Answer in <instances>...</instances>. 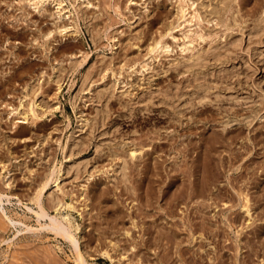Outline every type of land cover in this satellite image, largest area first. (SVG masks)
<instances>
[{
    "label": "rangeland",
    "instance_id": "374dc122",
    "mask_svg": "<svg viewBox=\"0 0 264 264\" xmlns=\"http://www.w3.org/2000/svg\"><path fill=\"white\" fill-rule=\"evenodd\" d=\"M183 2L64 0L65 16L58 17L51 1L40 12L28 0H0V223L6 225H0V264H29L32 257V264H78L77 251L88 264H264V0H186V20L193 23L178 21ZM60 24L68 29L60 33L61 25L48 38L46 32ZM34 99L40 103L34 104L37 114L29 108ZM184 144H189L186 149ZM133 150L136 156L131 157ZM196 158H201L198 173L193 170ZM193 181L208 190L205 196L198 187L194 200L202 203L193 201L204 213L198 210L201 215L194 219L202 223L208 218L205 227L193 225L195 231L203 229L197 238L188 235L180 216L193 209L186 195ZM172 190L180 195L170 215L164 206L167 197H174ZM243 196L249 213L242 209ZM153 203L162 211H155ZM51 217L69 225L73 237L49 227ZM164 221L166 230L183 231L184 240L159 239L154 232ZM149 226L156 230L146 234ZM107 248L111 257L102 253ZM46 251L55 255L53 260Z\"/></svg>",
    "mask_w": 264,
    "mask_h": 264
},
{
    "label": "bare ground",
    "instance_id": "6f19581e",
    "mask_svg": "<svg viewBox=\"0 0 264 264\" xmlns=\"http://www.w3.org/2000/svg\"><path fill=\"white\" fill-rule=\"evenodd\" d=\"M24 1H25V0H24ZM50 1H51V2H54V3L57 5V6H55V8H56L55 11H57L56 13L59 14L58 17H59V16H60V17H61V16H65V13H66V12H65V11H64L65 13L62 12L63 9L65 10V5H66V4H65V5L63 4L64 0H28V2H30V4L32 3V4L34 5V7L37 8L40 12H41V9H44L45 5H46L48 2H50ZM185 1H186V0H184V2H185ZM81 2H82V1H81ZM88 2H89V1H88ZM184 2H183V4H181V5L179 4V5H178V8H180V9H178V11H179L178 14H179V18H180L178 21H180V20L182 19L181 21L185 20V21L188 22V23H193V22H189V21H191V20H189V21H188V19L186 20V16H187V14H188L189 12H187L188 9L186 8V6H185L186 3H184ZM83 3H85V2H83ZM181 3H182V1H181ZM187 3H188V2H187ZM55 4H54V5H55ZM188 4H189V3H188ZM193 4H194V3H193ZM189 5H190V4H189ZM189 5H188L187 7H189ZM67 9H68V8H67ZM44 10H45V9H44ZM39 11H38V12H39ZM55 11H54V12H55ZM178 11H177V12H178ZM54 14H55V13H54ZM69 14H70V13H69ZM178 14H176V15H177V18H178ZM196 15H197V14H196ZM66 16H67V15H66ZM188 16H189V15H188ZM190 16H191V14H190ZM190 16H189V17H190ZM199 16H200V15H199ZM189 17H187V18H189ZM195 17H196V16H195ZM197 18H198V17H197ZM158 19H159V18H158ZM191 19L193 20L194 17H193V18L191 17ZM174 20H176V19H174ZM59 21H60V20H59ZM176 21H177V20H176ZM178 21H177V22H178ZM185 21H184V22H185ZM172 22L175 24V21H172ZM172 22L169 23V24H172ZM177 22H176V23H177ZM184 22H182V24H183ZM194 22H195V21H194ZM164 23H165V22H164ZM180 23H181V22H180ZM180 23H179V24H180ZM199 23H200V22H199ZM66 24H67V23H66ZM182 24H180V25L177 24V25H178V27H179V26H181ZM55 25H56V24H55ZM61 25H62V28L60 29L59 27H61ZM165 25H167V24L165 23ZM177 25H176V26H177ZM183 25H185V24H183ZM63 26H65V27H63ZM170 26H171V25H170ZM170 26H168V27H170ZM189 26H190V25H189ZM67 27H68V26H67ZM67 27H66L65 24L57 25V26L55 27V29H54V27H53V29H49V30L46 32V35H47V37H48V36H51L52 32H53L54 30H57L56 28H59L60 30H58V31H60V33H61V32L64 31ZM72 27H73V26H72ZM181 27H182V26H181ZM184 27H185V26H184ZM190 27H191V26H190ZM70 28H71V27L69 26V29H70ZM171 28H173V25H172ZM174 28H176V27H174ZM188 28H189V27H188ZM191 28H192V27H191ZM67 29H68V28H67ZM184 29H185V28H184ZM166 30H167V29H166ZM169 30H170V29H168V32L172 31V30H170V31H169ZM66 31H67V30H66ZM183 31H184V30H183ZM196 31H197V30H196ZM196 31H195V32H196ZM64 32H65V31H64ZM168 32H167V33H168ZM185 32H188V35H189V30H188V31H185ZM190 32H192V30H190ZM193 32H194V31H193ZM193 32H192V33H193ZM54 33H55V31H54ZM172 33H173V32H172ZM196 33L198 34L199 32L197 31ZM196 33H195V37H196ZM203 33H204V32H202L201 35H203ZM58 34H59V33H58ZM199 34H200V33H199ZM205 34H206V33H205ZM46 35H45V36H46ZM64 35H65V34H64ZM163 35H164V34H163ZM186 35H187V34H186ZM191 35H192V34H190V37H191ZM201 35H197V37H198V36L200 37ZM208 35H209V34H206V36H208ZM183 36H184V35H183ZM203 36H205V35H203ZM203 36H202V37H203ZM209 36H210V35H209ZM47 37H46V38H47ZM190 37H189V39H190ZM48 38H49V37H48ZM160 38H161V36H160ZM185 38H188V37L185 36L184 39H185ZM193 38H194V37H193ZM193 38H192V39H193ZM178 39H179V38H178ZM194 39H195V38H194ZM195 40H196V39H195ZM162 41H163V40H162ZM164 41H165V40H164ZM160 42H161V40H160ZM166 42H167V41H166ZM185 42H186V41H185ZM187 42H188V41H187ZM151 43H152V42H151ZM153 44H154V43H153ZM159 44H160V43H159ZM166 44H168V43H166ZM184 44H185V43H184ZM186 44H188V43H186ZM189 44H190V43H189ZM193 44H194V43H193ZM193 44H192V45H193ZM160 45H161V47H162L163 44H160ZM190 45H191V44H190ZM192 45H191V47H192ZM194 45H196V44H194ZM194 45H193V46H194ZM151 46H152V45H151ZM151 46H148V47L151 48ZM157 46H159V45H157ZM169 46H170V45H168V47H169ZM166 47H167V46H165L164 48H166ZM168 47H167V48H168ZM181 47H184V46L181 45ZM185 47H187V46H185ZM191 47H190V48H191ZM150 48H149V49H150ZM158 48H159V47H158ZM169 48H170V47H169ZM192 48H193V47H192ZM194 48H195V47H194ZM154 49H157V47L154 48ZM160 49H161V48H160ZM184 49H189V48H184ZM161 50H163V48H162ZM166 50H168V49H166ZM150 51H151V49H150ZM155 52H156V51H155ZM159 52H160V50H159ZM153 53H154V52H153ZM157 53H158V49H157ZM157 53H156V54H157ZM160 53H161V52H160ZM75 54H76V53H72L71 55H75ZM199 55H201V54H199ZM156 56H157V55H156ZM154 57H155V56H154ZM201 57H202V56H201ZM142 62H143V61H142ZM141 64H142V63H141ZM143 65H144V64H142V67H143ZM145 65H146V64H145ZM145 65H144V66H145ZM56 69H57V68H56ZM55 85H57V87L60 89V87H61V82H59V81L57 80V82H56ZM35 90H36V89H35ZM58 91H59V90H58ZM25 97H26V96H25ZM23 100H24V99H23ZM19 104H20V107H21L22 104H23V102H21V103H19ZM30 104H31V106L29 107V108H30V111H31L33 114H37V111H36V109H35L34 104H36V105H40V103H37V101L34 99ZM13 107H14V106H13ZM14 108H15V107H14ZM16 108H17V107H16ZM11 109H12V107H11ZM11 109H10V110H11ZM20 110H21V108H20ZM27 110H28V109H27ZM11 111H12V110H11ZM13 111H14V109H13ZM13 111H12V112H13ZM25 112H26V111H25ZM15 113H16V111H15ZM16 114H17V113H16ZM22 114H23V113H22ZM13 115H14V114H13ZM30 115H31V114H30ZM10 117H11V115H10ZM206 117H207V116H206ZM13 118H14V117H13ZM26 118H28V116H27V114L24 113V115H23V119L25 120ZM21 119H22V118H21ZM26 120H27V119H26ZM206 120H207V119H206ZM16 121H17V120H16ZM16 121H15V123H16ZM18 122H19V121H18ZM23 122H24V121H23ZM21 123H22V121H21ZM227 123H228V122H227ZM173 130H174V129H173ZM196 130H198V129H196ZM227 130H228V129H227ZM262 130H263V129H262ZM178 132H179V131H178ZM183 132H184V131H183ZM215 132H216V131H215ZM172 133H173V131H172ZM242 133H243V132H242ZM263 133H264V132H263ZM221 136H222V135H221ZM213 137H215V136H213ZM238 137H239V136H238ZM202 138H203V137H202ZM245 138H246V137H245ZM251 138H252V137H251ZM214 139H215V138H214ZM219 139H220V138H219ZM243 139H244V137H243ZM262 139H263V138H262ZM205 140H206V139H205ZM197 141H198V140H197ZM208 141H210V140H208ZM212 141H213V140H212ZM212 141H210V142H208V143H211ZM243 141H244V140H243ZM254 141H255V140H254ZM258 141H259V140H258ZM263 141H264V140H263ZM202 142H203V141H202ZM206 142H207V141H206ZM255 142H256V141H255ZM261 142H262V141H261ZM186 143H190V142H186ZM196 143L198 144V142H196ZM213 143H214V142H213ZM144 144H145V143H144ZM146 144H147V143H146ZM181 144H182V143H181ZM181 144H180V145H181ZM194 144H195V143H193V146H192V147H194ZM206 144H207V143L204 144L205 147L207 146ZM221 144H222V143H221ZM135 145H136V144H135ZM161 145H162V144H161ZM169 145L171 146V144H169ZM174 145H175V143H174ZM187 145H189V144H186V146H185V144H184L185 149H186ZM190 145H192V144H190ZM195 145H196V144H195ZM198 145H200V144H198ZM141 146H142V145H141ZM201 146H202V145H201ZM204 146H203V147H204ZM217 146H218V145H217ZM217 146H216V147H217ZM229 146H230V145H229ZM142 147H143V146H142ZM175 147H176V146H175ZM175 147H173V148H175ZM178 147H179V146H178ZM182 147H183V146H182ZM212 147H213V145H212ZM129 148H130V147H129ZM201 148H202V147H201ZM201 148H200V149H201ZM213 148H214V147H213ZM213 148H212V149H213ZM221 148H222V147H221ZM247 148H248V146H247ZM247 148H246V149H247ZM262 148H263V147H262ZM137 149H138V148H137ZM142 149H143V148H142ZM177 149H179V148H177ZM182 149H183V148H182ZM188 149H189V148H188ZM190 149H191V148H190ZM195 149H197V148L195 147ZM204 149H205V148H204ZM204 149H203V151H202V150H200V151L206 153V151H205ZM206 149H207V147H206ZM228 149H229V148H228ZM248 149H249V148H248ZM208 150H209V148H208ZM214 150H215V148H214ZM220 150H221V149H220ZM180 151H181V150H180ZM184 151H185V150H183L182 152H184ZM186 151H187V150H186ZM190 151H191V150H190ZM192 151H194V150L192 149ZM246 151H247V150H246ZM246 151H245V152H246ZM144 152H145V151H144ZM176 152H177V151H176ZM202 152H201V155H203ZM207 152H209V151H207ZM218 152H219V150H218ZM245 152H244V155L247 153V152H246V153H245ZM131 153H132V154H131V157L136 156L134 150H133ZM177 153H178V152H177ZM179 153H181V152H179ZM188 153H189V151H188ZM190 153H191V152H190ZM197 153H200V152H196V154H197ZM215 153H216V152H215ZM232 153H233V152H232ZM235 153H236V152H235ZM249 153H250V152H249ZM186 154H187V153H186ZM186 154H185V155H186ZM196 154H195L194 156H196ZM230 154H231V153H230ZM238 154H239V153H238ZM238 154H235V156L238 155ZM247 154H248V153H247ZM188 155H189V154H188ZM191 155H192V154H191ZM198 155H199V154H198ZM201 155H200V156H201ZM211 155H212V154H211ZM211 155H209V156H211ZM217 155H218V154H217ZM220 155H221V154H220ZM240 155H241V153H240ZM242 155H243V154H242ZM242 155H241V156H242ZM244 155H243V158H244ZM158 156H159V155H158ZM179 156H180V155H179ZM183 156H184V154H183ZM183 156H182V157H183ZM186 156H187V155H186ZM200 156H199V157H200ZM206 156H208V154H206ZM222 156H223V155H222ZM175 157H176V156H175ZM175 157H174V158H175ZM197 157H198V156H197ZM199 157H198V158H199ZM211 157H212V156H211ZM211 157H210V158H211ZM224 157H225V156H224ZM227 157H228V156L226 155V158H227ZM233 157H234V156H233ZM233 157H230V158L228 157V158H229L228 160H230V159L233 158ZM236 157H237V156H236ZM145 158H146V157H145ZM150 158H151V157H150ZM179 158H181V156H180ZM183 158H184V157H183ZM185 158H186V157H185ZM187 158H188V156H187ZM191 158H192V157H191ZM198 158H196V160H197ZM201 158H202V156H201ZM201 158H200V159H201ZM203 158H204V155H203ZM203 158H202V160H201L202 162H199V163L202 164V163L204 162V161H203V160H204ZM214 158H215V157H214ZM219 158H220V157H219ZM222 158H223V157H222ZM222 158H221V159H222ZM238 158H239V159H238ZM240 158H242V157H237L238 161L241 160ZM147 159H148V158H147ZM155 159H156V157H155ZM159 159H160V158H159ZM159 159H158V160H159ZM176 159H178V158H176ZM193 159H195V158H193ZM200 159H198V160H200ZM223 159H224V158H223ZM233 159H236V158H233ZM237 159H236V160H237ZM253 159H254V158H253ZM128 160H129V158H128ZM145 160H146V159H145ZM198 160L195 161L196 163L193 162L194 165H195L194 168L191 167V168H193V170H195L196 172H197V167H198V169L201 168V167H200L201 165L198 163ZM206 160H207V162H208L209 159L206 158ZM215 160H217V159L215 158ZM226 160H227V159H225V161H226ZM254 160H255V159H254ZM176 161H177V160H176ZM179 161H180V159H179ZM179 161H178V162H179ZM181 161H182V158H181ZM183 161H184V160H183ZM190 161H192V160H190ZM209 161H211V159H210ZM217 161H218V160H217ZM230 161H231V160H230ZM129 162H130V161H129ZM133 162H134V161H133ZM133 162H131V163H133ZM135 162H136V161H135ZM148 162L150 163V161H148ZM155 162H156V161H155ZM160 162H161V161H160ZM160 162H159V163H160ZM163 162H164V161H163ZM207 162H205V165L208 164V166H206V167H208L209 170H210V167H211V166L209 165L210 162H209V163H207ZM211 162H212L211 165H214L213 161H211ZM233 162H234V164H236V162H235L234 160H233ZM245 162H246V161H245ZM251 162H253V161H251ZM255 162H258V161L255 160ZM255 162H254V163H255ZM260 162L262 163L263 161H260ZM260 162H259V165H260ZM121 163H122V162H121ZM127 163H128V162H127ZM144 163L146 164V161H145ZM157 163H158V162H157ZM179 163H180V162H179ZM189 163H192V162H189ZM189 163H188V160H187V164H189ZM218 163H219V162H218ZM230 163H231V162H230ZM230 163L227 162V165L230 164ZM237 163H238V162H237ZM239 163H240V162H239ZM247 163H248V161H247ZM129 164H130V163H129ZM160 164H161V163H160ZM177 164H178V163H177ZM183 164H185V163H183ZM203 164H204V163H203ZM203 164H202V165H203ZM232 164H233V163H232ZM232 164H230V165H232ZM234 164H233V166H234ZM243 164H245V163H243ZM252 164H253V163H251L250 165H252ZM132 165H133V164H132ZM143 165H144V164H143ZM147 165H148V164H147ZM151 165H152V167H153V164H151ZM155 165H156V163H155ZM158 165H159V164H158ZM179 165H181V164H179ZM190 165H193V164H190ZM221 165H222V164H221ZM221 165H220V166H221ZM238 165H239V164H238ZM238 165H237V166H238ZM245 165H247V164H245ZM245 165H244V166H245ZM261 165H264V162H263ZM129 166H130V165H129ZM156 166H157V165H156ZM214 166H215V165H214ZM223 166H225V163H224ZM233 166H232V167H233ZM240 166H242V165H239V167H240ZM247 166L249 167V165H247ZM247 166H246V168H248ZM144 167H145V166H144ZM161 167H162V166H161ZM173 167H174V166H173ZM173 167H172V168H173ZM177 167H178V166H177ZM203 167H204V165H203ZM212 167H213V166H212ZM216 167H217V166H216ZM229 167H230V166H229ZM235 167H236V166H235ZM251 167L253 168V167H255V166H251ZM263 167H264V166H263ZM134 168H138V167H135V166H134ZM140 168H141V171H142V167H140ZM146 168H147V166H146ZM150 168H151V166H150ZM172 168H171V169H172ZM178 168H182V167L179 166ZM189 168H190V167H189ZM204 168H205V167H204ZM204 168H203V169H204ZM221 168H222V166H221ZM223 168H224V167H223ZM225 168H226V167H225ZM225 168H224V169H225ZM233 168H234V167H233ZM240 168H241V167H240ZM132 169H133V168H132ZM175 169H177V168H174V169H173L174 171H173V170H172V171H173V172H180V171H178V170L175 171ZM184 169H186V168L184 167ZM203 169H202V171H203ZM213 169L215 170V168H213ZM216 169H218V168H216ZM228 169H229V168H228ZM237 169H238V168H237ZM136 170H137V169H136ZM143 170H144V171H142V173L145 172V169H144V168H143ZM157 170H158V169H157ZM159 170L162 171L163 169H162V170L159 169ZM188 170H189V169H187V171H188ZM191 170H192V169H191ZM199 170H200V169H199ZM199 170H198V171H199ZM205 170H206V168H205ZM205 170H204V171H205ZM209 170H207L206 172L209 173V172H208ZM248 170H249V169H248ZM252 170H254V169H252ZM126 171H127V170H126ZM130 171H131V170H130ZM133 171H134V170H133ZM133 171H131V172H133ZM137 171H138V170H137ZM139 171H140V169H139ZM147 171H148V170H147ZM154 171H155V169H154ZM195 171H194V173H195ZM200 171H201V170H200ZM204 171H203V172H204ZM210 171H211V170H210ZM216 171H217V170H216ZM238 171H239V170H238ZM242 171H243V170H242ZM244 171H245V169H244ZM244 171H243V172H244ZM249 171H250V170H249ZM131 172H130V173H131ZM168 172H170V169L168 170ZM206 172H204V173H206ZM212 172H213V171H212ZM212 172H210V174H208V177H210L211 175H213V174H211ZM218 172H219V171H218ZM243 172H241V174H242ZM114 173H115V172H114ZM114 173H113V174H114ZM134 173H135V172H134ZM137 173H138V172H137ZM147 173H148V172H147ZM149 173H150V172H149ZM149 173H148V175H149ZM151 173H152V172H151ZM158 173H159V172H158ZM161 173H162V175H163L164 171L161 172ZM197 173H198V172H197ZM200 173H201V172H200ZM200 173H199V174H200ZM204 173L202 174V176H203V175H206V174H204ZM7 174H8V173H7ZM115 174H116V173H115ZM131 174H133V173H131ZM135 174H136V173H135ZM139 174H140V173H138V175H139ZM152 174H153V173H152ZM152 174H150V175H151L150 177L153 176ZM154 174H155V172H154ZM159 174H160V173H159ZM168 174H169V173H168ZM178 174H179V173H178ZM186 174H187V173H186ZM215 174H216V173H215ZM218 174H219V173H218ZM236 174H237V173H236ZM238 174H239V172H238ZM241 174H240V175H241ZM128 175H129V174H128ZM136 175H137V174H136ZM144 175H146V174H144ZM162 175H161V177H162ZM169 175H170V174H169ZM169 175H167V176H169ZM174 175H177V174H175V173H174L173 175L171 174V177H173ZM187 175H188V174H187ZM195 175H196V173H195ZM209 175H210V176H209ZM220 175H221V174H220ZM253 175H254V174H253ZM124 176H126V175H124ZM134 176H135V175H134ZM134 176H133V178H134ZM141 176H142V175H141ZM156 176H158V175L156 174ZM190 176H191V175H190ZM245 176H246V175H244V177H245ZM258 176H260V175H258ZM126 177H127V176H126ZM128 177H129V176H128ZM130 177H131V176H130ZM130 177H129V178H130ZM171 177H170V179H171ZM193 177H194V176H193ZM200 177H201V175H200ZM211 177H213V176H211ZM216 177H218V176H216ZM219 177H220V176H219ZM231 177H232V176H231ZM231 177H230L229 180H231ZM240 177H241V176H240ZM240 177L237 178V176H236V179H239ZM256 177H257V176H256ZM256 177H255V178H256ZM131 178H132V177H131ZM146 178H147V177H146ZM146 178H144V179H146ZM157 178H158V177H157ZM159 178H160V177H159ZM163 178H164V177H162V180H163ZM203 178H204V177H203ZM203 178H202V179H203ZM247 178H248V177H247ZM258 178H259V177H258ZM142 179H143V178H142ZM148 179H149V178H148ZM160 179H161V178H160ZM165 179H167V178H165ZM172 179H173V178H172ZM175 179H176V177H175ZM175 179L173 180L174 182H176ZM190 179H192V177H190ZM202 179H201V181H200L201 183L204 182V181H206L205 178H204L203 181H202ZM210 179H211V178H210ZM243 179H244V178H243ZM260 179H261V178H260ZM119 180H123L122 177H121V179H119ZM136 180H138V179L136 178ZM151 180H152V179H151ZM158 180H159V179H158ZM180 180H181V179H180ZM194 180L197 181V179H195V178H194ZM207 180L209 181V178H207ZM213 180H215L214 177L212 178V182H213ZM234 180H235V179H234ZM239 180L241 181L242 179L240 178ZM257 180H258V179L256 178V181H257ZM147 181H149V180H147ZM168 181H169V180H168ZM170 181H171V180H170ZM196 181H193L194 183H193V182L190 183V184L193 183V186L190 185V184L188 183V184L190 185V187L192 186L193 188L190 189V192H189V193H191V195H190V194H186V195H189L187 198H189V197L192 198V200H191L192 203H193V201H196V200H197V199H196V200H194V199L198 196V193L200 192V189L198 190V187L201 188V187L199 186L200 183H199V185H198V183H195ZM198 181H199V180H198ZM198 181H197V182H198ZM210 181H211V180H210ZM227 181H228V180H227ZM240 181H239V182H240ZM245 181H246V180H245ZM134 182H135V181H134ZM139 182H140V181H139ZM141 182H142V181H141ZM141 182H140V183H141ZM143 182H144V180H143ZM145 182H146V180H145ZM145 182H144V185L147 186L149 182H146L147 184H145ZM152 182H153V180H152ZM152 182H151V183H152ZM154 182H155V181H154ZM188 182H189V181H188ZM228 182H230V181H228ZM232 182H235V181L232 180ZM239 182H238V183H239ZM44 183H45V182H44ZM44 183H43V184H44ZM46 183H47V182H46ZM117 183H118V182H117ZM122 183H124V182H122ZM136 183H137V182H136ZM158 183H159V181H158ZM160 183H163V182H160ZM160 183H159V184H160ZM167 183H168V182H167ZM172 183H173V182H172ZM185 183H186V182H185ZM185 183H184V184H185ZM210 183H211V182H210ZM215 183H216V182H215ZM235 183H237V182H235ZM235 183H234V184H235ZM240 183L242 184V182H240ZM240 183H239V184H240ZM243 183H244V182H243ZM118 184H119V183H118ZM130 184H132V182H130ZM149 184H150V183H149ZM154 184H155V183H154ZM168 184H169V183H168ZM168 184H167V185H168ZM170 184H171V182H170ZM181 184H182V183H181ZM186 184H187V183H186ZM188 184H187V185H188ZM203 184H204V183H203ZM203 184H202V185H203ZM230 184H233V183L230 182ZM239 184H238V185H239ZM241 184H240V185H241ZM263 184H264V183H263ZM263 184H262V186H263L262 188H264V185H263ZM44 185H45V184H44ZM133 185H134V184H133ZM142 185H143V183H142ZM155 185H156V184H155ZM171 185H172V184H171ZM176 185H177V184H176ZM178 185H180L179 182H178ZM182 185H183V184H182ZM212 185H213V184H212ZM240 185H239V186H240ZM260 185H261V184H260ZM140 186H141V185H139V187H140ZM149 186H151V185H149ZM152 186H153V184H152ZM163 186H164V185H163ZM163 186H162V187H163ZM168 186H169V185H168ZM180 186H181V185H180ZM205 186H206V185H205ZM225 186H226V185H225ZM231 186H232V185H231ZM233 186H234V185H233ZM233 186H232V187H233ZM235 186H237V184H236ZM242 186H243V185H242ZM256 186H257V185H256ZM41 187H43V186H40V188H41ZM122 187H123V186H122ZM128 187H129V186H128ZM134 187H135V186H134ZM139 187H138V188H139ZM155 187H156V186H155ZM162 187H161V189H162ZM172 187H173V186H172ZM175 187H176V186H175ZM177 187H178V186H177ZM181 187H182V186H181ZM184 187H185V185H184ZM243 187H244V186H243ZM243 187H242V188H243ZM260 187H261V186H260ZM104 188H105V187H104ZM126 188H127V187H125V189H126ZM140 188H141V187H140ZM140 188H139V189H140ZM143 188H144V187H143ZM153 188H154V186H153ZM163 188H165V186H164ZM202 188H204V187H202ZM202 188H201V189H202ZM221 188H222L221 186H220V188L218 187V189H219L220 191H221ZM226 188H227V187H226ZM226 188H225V189H226ZM235 188H236V187H235ZM239 188H240V187H239ZM42 189H43V188H42ZM129 189H130V188H129ZM141 189H142V188H141ZM145 189H146V188H145ZM150 189H151V187H150ZM174 189H175V188H174ZM178 189H179V187H178ZM182 189H183V188H182ZM208 189H209V188H208ZM218 189H217V190H218ZM227 189H228V188H227ZM231 189H234V188H231ZM137 190H138V189H137ZM146 190H147V189H146ZM148 190H149V188H148ZM165 190H166V189H165ZM168 190H169V189H168ZM204 190H205V188H204L203 190H201L200 194L205 195V194H204ZM217 190H216V191H217ZM228 190H229V189H228ZM234 190H236V189H234ZM244 190H245V189H244ZM261 190L263 191V189H261ZM127 191H128V190H127ZM143 191H145V190H143ZM149 191H150V190H149ZM156 191H157V190H156ZM161 191L163 192V190H161ZM166 191H167V190H166ZM172 191H173V190H172ZM172 191H171V192H172ZM183 191H184V189L182 190V192H181L180 194H183ZM187 191H188V190H187ZM202 191H203V193H202ZM220 191H219V192H220ZM222 191H224V190H222ZM225 191H226V190H225ZM231 191H232V190H230V194H231ZM40 192L42 193L41 189H40ZM40 192L38 191V194H39ZM101 192H102V191H101ZM101 192L99 193V194H100L99 196H101ZM151 192H152V191H151ZM151 192H150V193H151ZM159 192H160V191H159ZM179 192H180V191H179ZM179 192H175V193H174V191H173L174 197H173V196L170 197V198L167 197L168 200H167V201L165 200L167 203L164 201V202L166 203V206H164V208H165V207L167 208V209L165 208L164 210H165V211L167 210V211H168V214L170 213V215H171V214H174V210H172L170 207H173V206H171V205H174V204H173L174 202L172 203V201H175V200H173V199L176 198V200H177V198H179V195H180V194H178ZM206 192H208V190H205V193H206ZM209 192H210V191H209ZM219 192L217 191V193H219ZM242 192H243V190H242ZM258 192H259V191H258ZM102 193H103V192H102ZM105 193H106V191H105ZM147 193H148V192H147ZM211 193H213V192H211ZM215 193H216V192H215ZM215 193H214V194H215ZM224 193H226V192H224ZM224 193H223V194H224ZM245 193H246V192L244 191V194H245ZM263 193H264V192H263ZM126 194H127V193H126ZM128 194H129V193H128ZM143 194L145 195V193H143ZM155 194H157V192H156ZM158 194H159V193H158ZM160 194H161V192H160ZM160 194H159V195H160ZM162 194H163V193H162ZM162 194H161V195H162ZM168 194H169V196H170V193H169V192H168ZM200 194H199V195H200ZM208 194H209V193H208ZM228 194H229V193H228ZM232 194H234L233 191H232ZM244 194H243V195H244ZM39 195H40V194H39ZM94 195H95V194H94ZM102 195L104 196V194H102ZM109 195H110V194H109ZM138 195H139V194H138ZM144 195H142V196H144ZM146 195H147V194H146ZM148 195H149V194H148ZM151 195H152V194H151ZM161 195H160V196H161ZM163 195H164V194H163ZM163 195H162V196H163ZM166 195H167V194H166ZM166 195H165V196H166ZM210 195H211V194H210ZM210 195H209V196H210ZM215 195L218 196L217 194H215ZM221 195H222V194H220V197H221ZM262 195H264V194H262ZM2 196H3V194L0 192V201H2V199H3ZM36 196H37V195H36ZM103 196H102V197H103ZM132 196H133V195H132ZM132 196H131V197H132ZM140 196H141V195H140ZM152 196H153V195H152ZM157 196H158V195H156L155 197H157ZM160 196H158V197H160ZM181 196H182V195H181ZM183 196H184V195H183ZM205 196H207V195H205ZM222 196H223V195H222ZM257 196H258V194H257ZM259 196H260V195H259ZM39 197H40V196H39ZM102 197H101V198H102ZM134 197H135V196H134ZM144 197H145V196H144ZM149 197H150V196H149ZM213 197L215 198L214 195H213ZM213 197H210V198H213ZM218 197H219V196H218ZM218 197H217V198H218ZM220 197H219V198H220ZM229 197H230V196H229ZM241 197H242V196H241ZM244 197H245V196H243V198L241 199V200H243V202L245 203V204H244L245 207H243L242 209L246 208V210H247L246 212L249 213V211H250V204H249V205L247 204V203H248V197H247V200H246ZM260 197H261V196H260ZM260 197H259V198L256 197V198H258V201H259V199H261ZM103 198H104V197H103ZM137 198H138V196H137ZM141 198H142V197H141ZM162 198H163V197H162ZM164 198H165V197H164ZM197 198H198V197H197ZM206 198H207V197H206ZM210 198H209V199H210ZM35 199H39V198H35ZM143 199H144V198H143ZM149 199H151V197H150ZM156 199H157V198H156ZM165 199H166V198H165ZM180 199H181V198H180ZM183 199H184V198H183ZM202 199H205V198H202ZM250 199H251V198H250ZM103 200H104V199H103ZM109 200H110V199H109ZM140 200H141V199H140ZM144 200L146 201V199H144ZM151 200H153V199H151ZM160 200H161V199H160ZM160 200H159V201H160ZM178 200H179V199H178ZM198 200H201V199H198ZM198 200H197V201H198ZM215 200H216V199H215ZM217 200H218V199H217ZM35 201H36V200H35ZM106 201H107V200H106ZM133 201H134V200H133ZM141 201H142V200H141ZM154 201H155V200H154ZM157 201H158V200H156V202H157ZM180 201H182V200H180ZM202 201H205V200H202ZM245 201H246L247 203H246ZM100 202H101V201H100ZM109 202H110V201H109ZM143 202H144V201H143ZM143 202H142V203H143ZM146 202H147V201H146ZM150 202H151V201H150ZM175 202H176V201H175ZM198 202H200V201H198ZM206 202H207V201H206ZM206 202H205V203H206ZM54 203H55V201H54ZM102 203H103V201H102ZM106 203H107V202H106ZM165 203H164V204H165ZM177 203H178V201H177ZM182 203H183V202H182ZM192 203H191V204H192ZM200 203H202V202H200ZM200 203H199V204H200ZM210 203H211V202H210ZM212 203H213V202H212ZM250 203H251V202H250ZM60 204H61V203H60ZM60 204H59V205H60ZM144 204H145V203H144ZM153 204H154V203H153ZM153 204H152V206H153ZM160 204H162V202H160ZM164 204H163V205H164ZM169 204H170V205H169ZM187 204H188V203H187ZM199 204H198V205H199ZM59 205H58V206H59ZM114 205H115V204H114ZM139 205H140V204H139ZM147 205L149 206V202L146 204V206H147ZM155 205H156V204H154V206H155ZM198 205H195V206H194V203H193V205H191V206H193V207H192L193 209L191 210V212L188 213V214H189L188 216H186V215L184 214L186 217H182V215H180V216H181V220L183 221V223L186 224V225L189 227V228L185 227V228L187 229V231H188V229H189V232H190V233H188V235H189V236L192 235L193 238H195V236H196L195 233H196L197 230H199V228H200L199 226H197L198 229L195 231V229L193 228V225H195V228H196V225H199V224H200V226H203V224H205V223H203L204 220H205V219H208V218H203V221H202V217H201V218H200V221H202V223H199V221H197V220L194 219V218H198L199 214L201 215V213H203V212H201V211H202L201 208H200L201 211L198 209L201 213L196 209V207H198ZM203 205H206V204H203ZM208 205H211V204H208ZM208 205H206V206H208ZM55 206H56V205H55ZM97 206H98V205H97ZM105 206H106V205H105ZM109 206H112V204H110ZM109 206H108V207H109ZM140 206H141V205H140ZM148 206H147V207H148ZM157 206H159V205H157ZM242 206H243V205H242ZM108 207H107V208H108ZM112 207H114V206H112ZM149 207H150V206H149ZM200 207L203 208V206H200ZM103 208H104V206H103ZM107 208H104V209H107ZM114 208H117V207L115 206ZM134 208H135V207H134ZM150 208H151V207H150ZM160 208H161V205H160ZM160 208H159V207L157 208V207L155 206V209H157V210H155V211H158ZM162 208H163V206H162ZM162 208H161V209H162ZM98 209H99V208H98ZM108 209H109V208H108ZM108 209H107V210H108ZM110 209H112V208L110 207ZM142 209H145V207L142 208ZM161 209H160V210H161ZM206 209H207V207L204 209L205 212H206ZM112 210H113V209H112ZM114 210H115V209H114ZM114 210H113V212H114ZM149 210H150V209H149ZM176 210L178 211V209H176ZM251 210H252V209H251ZM116 211H118V209H117ZM140 211H141V210H140ZM143 211H144V210H142V212H143ZM161 211H162V210H161ZM161 211H160V212H161ZM167 211H166V212H167ZM110 212H111V211H110ZM110 212H109V213H110ZM118 212H119V211H118ZM149 212H153V210H152V211L150 210ZM158 212H159V211H158ZM158 212H156V213H158ZM187 212H188V211H187ZM115 213H116V212H114L113 214H115ZM154 213H155V212H154ZM156 213H155L154 215L151 214V215L149 216V217H150V220H151L152 216H153V218L155 219V215H156ZM162 213H163V212H162ZM250 213H251V212H250ZM111 214H112V212H111ZM120 214H121V213H120ZM147 214H148V212L145 213L146 216H147ZM160 214H161V213H160ZM175 214H177V213L175 212ZM117 215H118V214H117ZM117 215H116V216H117ZM128 215H129V214H128ZM136 215H137V213H136ZM142 215H144V214H142ZM145 215L143 216L144 218H145ZM170 215H168V216H170ZM248 215H249V214H248ZM0 216H1V215H0ZM113 216L116 218L115 215H113ZM119 216H120L119 218H122V215H119ZM160 216H163V215H160ZM202 216H204V213H203ZM252 216H253V214H252ZM108 217H109V216H108ZM111 217H112V216H111ZM130 217H131V216H130ZM164 217H165V216H164ZM173 217H174V216H173ZM210 217H212V216H209V218H210ZM235 217H237V216H235ZM0 218H1V217H0ZM144 218H143V219H144ZM146 218H147V217H146ZM146 218H145V219H146ZM160 218H161V217H160ZM250 218H251V217H250ZM67 219H68V218H67ZM110 219H111V218H110ZM148 219H149V218H147V221H145V220H144V221H145V222H148ZM156 219H157V218H156ZM161 219H162V218H161ZM161 219H160V220H161ZM164 219H165V218H164ZM172 219H173V218H172ZM172 219H171V221H172ZM174 219H177V218H174ZM174 219H173V221H176V220H174ZM178 219H179V218H178ZM234 219H235V218H234ZM236 219L238 220V218H236ZM236 219H235V220H236ZM248 219H249V218H248ZM114 220H116V219H114ZM114 220H113V221H114ZM134 220H135V218H134ZM152 220H153V219H152ZM158 220H159V219H158ZM167 220H168V219H167ZM194 220H195V221H194ZM211 220H212V218H211ZM2 221H4V220H2ZM161 221H162V220H161ZM168 221H169V220H168ZM173 221H172V223H171V224H172V227H171V225H170L171 228H173V224H174ZM177 221H178V220H177ZM205 221H206V220H205ZM0 222H1V219H0ZM5 222H6V221H5ZM108 222H109V221H108ZM114 222H115V221H114ZM134 222H135V221H134ZM138 222H139V220H138ZM149 222H151V221H149ZM156 222H159V221L156 220ZM208 222L210 223V222H212V221H208ZM2 223H3V224H2ZM2 223H0V225L2 224V226H3V225H4V222H2ZM136 223H137V222H136ZM142 223H143V222H142ZM164 223H165V221L162 223V225L164 226V227L162 226V228H159V227H158L159 225H158V223H157V227H158L157 230L153 227V228L156 230V232H154V233H156V234L159 236V239H160V238H163V239L166 238V239H168L167 236H169V237H172V238H173L172 240H174V241L177 240L178 242H181V241L179 240V239H181L179 236H181L180 233H182L183 231H182V232H181V231H176V230H174V229L168 231V229L166 230V226L164 225ZM212 223H213V222H212ZM91 224H92V223H91ZM146 224H147V223H146ZM150 224H151V225L155 224V220H153L152 223H150ZM159 224H160V223H159ZM166 224H168V222H167ZM179 224H180V222H179ZM179 224H176V226L179 225ZM181 224H182V223H181ZM206 224H208V223H206ZM7 225H8V224H7ZM93 225H94V224H93ZM107 225H108V224H107ZM125 225H126V223H125ZM143 225H144V224H143ZM148 225H149V224H148ZM186 225H184V226H186ZM210 225H211V223H210ZM210 225H209V226H210ZM213 225H215V224H213ZM213 225H212V226H213ZM4 226H6V225H4ZM109 226H110V224H109ZM155 226H156V225H155ZM168 226H169V225H167V228H170V227H168ZM182 226H183V225H182ZM205 226H206V225H204L203 227H205ZM209 226H207V227L209 228ZM49 227L53 228V229L56 230L58 233H61L62 235H64V236L67 237V238H72V237H73V232L71 231L69 225H65V224H63L59 219H57V218H55V217H51V223H50V226H49ZM119 227H120V226H119ZM122 227H123V225H122ZM132 227L134 228V224H133V225L131 224V228H132ZM141 227H142V225H141ZM145 227H146V226H145ZM151 227H152V226H149L147 230H146V228H144V230H146V232H145L146 234H148V233H153V232H151V230L153 229V228H151ZM174 227H175V226H174ZM179 227H181V226H179ZM203 227H201V228H203ZM93 228H94V227H93ZM120 228H121V227H120ZM128 228H129V226H128ZM177 228H178V227H177ZM181 228H182V227H181ZM190 228H193L194 231L192 232V230H191ZM134 229H135V228H134ZM179 229H180V228H179ZM206 229H207V228H206ZM142 230H143V229H142ZM144 230H143V231H144ZM180 230H182V229H180ZM184 230H185V229H184ZM202 230H203V229H202ZM202 230H201V231H202ZM207 230H208V229H207ZM210 230H211V228H210ZM124 231H126V230H124ZM153 231H154V230H153ZM199 231H200V230H199ZM201 231H200V232H201ZM208 231H209V230H208ZM103 232H105V231H103ZM147 232H148V233H147ZM179 232H180V233H179ZM55 233H56V232H55ZM107 233H108V232H107ZM125 233H126V232H125ZM127 233H129V230H127ZM127 233H126V234H127ZM131 233H132V232H131ZM143 233H144V232H143ZM143 233H141L140 235H144ZM184 233H185V232H184ZM61 234H60V235H61ZM135 234H136V233H135ZM58 235H59V234H58ZM128 235H129V234H128ZM153 235L155 236V234H153ZM157 235H156V236H157ZM99 236H101V235H99ZM147 236H148V235H147ZM198 236H199V234H198ZM200 236H201V235H200ZM0 237H1V236H0ZM142 237H143V236H142ZM149 237H150V235H149ZM181 237H182V236H181ZM185 237H186V235H185ZM110 238H111V237H110ZM144 238H145V237H144ZM147 238H148V237H147ZM182 238H183V240H184V235H183ZM188 238H189V237H188ZM188 238H187V239H188ZM196 238H197V236H196ZM148 239H149V238H148ZM169 239H170V238H169ZM155 240H156V239H155ZM193 240H194V239H193ZM142 241H143V240H142ZM147 241H148V240H147ZM168 241H169V240H168ZM115 242H116V241H115ZM145 242H146V241H145ZM148 242H149V241H148ZM166 242H167V241H166ZM172 242H173V241H172ZM140 243H141V242H140ZM107 244H108V243H107ZM145 244H146V243H145ZM150 244H151V243H150ZM109 245H110V244H109ZM109 245H107V246L109 247ZM134 245H135V244H134ZM134 245H133V246H134ZM180 245H181V244H180ZM102 246H103V245H102ZM110 246H111V245H110ZM166 247H167V246H166ZM175 247H176V246H175ZM105 248H106V247H105ZM112 248H113V247H112ZM44 249H45V248H44ZM182 249H183V248H182ZM182 249H180V251H181ZM201 249H202V248H201ZM14 250H15V249H14ZM46 250H48V249H46ZM49 250H50V249H49ZM143 250H144V249H143ZM156 250H157V249H156ZM159 250H160V249H159ZM37 251L39 252V250H37ZM42 251H43V250H42ZM182 251H183V250H182ZM16 252H19V253H20L19 250H18V251L16 250ZM23 252H25V251H23ZM46 252H47V251H46ZM46 252H43V253H46ZM165 252H166V251H165ZM19 253H14V255H19ZM35 253H36V252H35ZM35 253H34V254H35ZM77 253H78V255H77V262H78V264H88V263H87V260H86L85 257H84V255H83L80 251H77ZM102 253H103V254H106V255H108V256L111 257V253H110V250H109L108 248H107V249H104V250L102 251ZM158 253H159V252H158ZM34 254L32 255V253H31V256H34ZM47 254H50L49 256H50V258L53 260L52 257L55 256V255L52 256V254H51L50 251H49V253L47 252ZM166 254H167V253H166ZM12 255H13V254H12ZM22 255H24V254H22ZM25 255H26V254H25ZM36 255H37V254H35V258H36ZM44 255H45V254H44ZM19 256H20V255H19ZM28 256H29V254H28ZM37 256H38V255H37ZM40 256H41V254H40ZM42 256H43V254H42ZM14 257H16V256H14ZM23 257H24V256H23ZM29 257H30V256H29ZM29 257H28V258H29ZM38 257H39V256H38ZM45 257H46V256H45ZM183 257H184V256H183ZM17 258H18V256H17ZM19 258H21V257H19ZM48 258H49V257H48ZM57 258H58V257H57ZM25 259H27V258H25ZM25 259H23V260H25ZM30 259H31V257H30ZM33 259H34V258L32 257V260H31L32 263L35 262V260L33 261ZM54 259H56V258L54 257ZM187 259H188V258H187ZM8 260H9V259H8ZM14 260H15V259H14ZM14 260H13V261H14ZM19 260H20V259H19ZM36 260H37V259H36ZM39 260H41V258H40ZM42 260H44V259H42ZM42 260H41V261H42ZM48 260H49V259H48ZM52 260H51V261H52ZM56 260H57V259H56ZM26 261H27V260H26ZM37 261H38V260H37ZM37 261H36V263H37ZM45 261H46V260H45ZM8 262H9V261H8ZM22 262H23V261H22ZM31 262H30V263H31ZM48 262H50V260H49ZM53 262H56V261H53ZM53 262H51V263H53ZM9 263H10V262H9ZM30 263H29V264H30ZM32 263H31V264H32ZM38 263L40 264V262H38ZM42 263H43V262H42ZM45 263H46V262H45ZM57 263H58V260H57ZM59 263H60V262H59ZM16 264H17V263H16ZM21 264H22V263H21Z\"/></svg>",
    "mask_w": 264,
    "mask_h": 264
}]
</instances>
